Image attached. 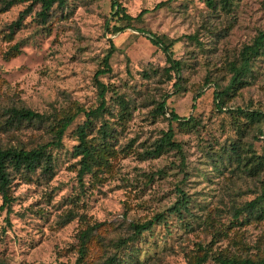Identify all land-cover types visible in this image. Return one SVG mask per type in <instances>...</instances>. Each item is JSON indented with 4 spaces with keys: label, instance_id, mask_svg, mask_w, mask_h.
I'll use <instances>...</instances> for the list:
<instances>
[{
    "label": "clouds",
    "instance_id": "clouds-1",
    "mask_svg": "<svg viewBox=\"0 0 264 264\" xmlns=\"http://www.w3.org/2000/svg\"><path fill=\"white\" fill-rule=\"evenodd\" d=\"M0 264H264V0H0Z\"/></svg>",
    "mask_w": 264,
    "mask_h": 264
}]
</instances>
